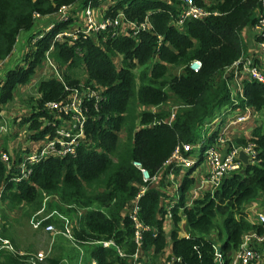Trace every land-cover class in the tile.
Instances as JSON below:
<instances>
[{
	"label": "trees",
	"instance_id": "1",
	"mask_svg": "<svg viewBox=\"0 0 264 264\" xmlns=\"http://www.w3.org/2000/svg\"><path fill=\"white\" fill-rule=\"evenodd\" d=\"M192 2L208 15L176 25L181 0H0V61L13 51L21 31L34 28L37 16L50 18L49 29L47 25L28 36L21 64L4 72L0 106L12 99L15 87L29 82L42 67L45 52L63 79L49 77L47 71V77L38 79L35 103L18 118L27 137L39 140L52 132L55 120L45 107L47 102H62L73 88L96 94L81 101L83 140L74 153L33 162L27 177L20 180L13 178L17 151L8 156V170L0 158V201L10 205L23 202L35 209L47 194L48 209L66 214L72 237L85 246L96 264H130L128 257L136 247L128 212L133 203L137 218L146 226L141 230L139 259L151 257L149 262L141 259V264H154L162 253L166 244L162 222L167 213L173 264H214L216 240L219 264H229L242 234L262 229L261 224L249 220L246 206L264 194V120L250 129L246 140L239 137L235 141L253 145L254 161L224 175L214 188L200 190L191 199V167L181 173L179 166H166L160 179L159 185H165V174H182L178 182L174 180L175 195L169 201L166 191L151 185V177L161 172L174 146L195 143L204 122L222 109L246 107L264 112V87L246 80L240 94L232 97L231 75L225 73L241 58L240 35L257 21L260 0ZM101 5L100 19L121 14L122 21L133 25L144 21L149 28L125 25L121 34L111 35L109 28L87 33L83 27H72L75 11ZM60 6L68 8L65 13L59 11ZM62 30L72 35L55 40L54 35ZM259 39L256 34V41ZM192 61L199 62L197 71L189 68ZM168 99L177 106L165 107ZM120 131L123 139L118 136ZM5 151L0 143V153ZM141 168L147 179H143ZM141 186L144 190L139 193ZM79 209L82 211L77 213ZM181 218L187 230L183 235L177 233ZM6 227L2 224L0 237H8L15 245ZM102 239H111L123 255L114 245L97 242ZM0 264L30 263L16 249L0 248ZM37 264L64 263L60 254L54 253Z\"/></svg>",
	"mask_w": 264,
	"mask_h": 264
},
{
	"label": "built area",
	"instance_id": "2",
	"mask_svg": "<svg viewBox=\"0 0 264 264\" xmlns=\"http://www.w3.org/2000/svg\"><path fill=\"white\" fill-rule=\"evenodd\" d=\"M181 2L182 5L181 9H179V14L175 23L176 25H180L184 19H200L208 15L207 10L195 5L192 0H181ZM260 3L261 9L259 17L254 24V29L260 36V39L257 41V46L260 52L264 55V0H260ZM65 8L66 7L61 6L59 10H64ZM92 13L93 11H91V8H84V32H102L105 31L107 28L113 30L111 32V35H118L123 32V30H119V26L123 19L121 14H118L113 19L101 18V20L95 21L92 17ZM122 22H124V25H129L131 28L135 27V29H137L138 27L140 29L149 28V26L144 21L138 25H133L131 23L129 24L126 21ZM49 28L50 26L47 27V29ZM71 35L72 32H69L68 30H62L54 35V39L60 40L62 37ZM44 55L45 58L43 60V67L48 72V76L62 82L63 79L61 76L60 69H58L56 65L52 62V60H50V58L47 56V52H45ZM237 63L238 61L234 63L233 66H236ZM189 68L192 71H197L199 69V62L192 61L189 64ZM242 68H244L249 81H255L256 83L264 87V72H261L253 65L247 64L245 62L242 65ZM239 94L240 93L238 92V95ZM85 96L96 97V94L92 91H87L86 89L73 88L70 90L69 96L62 102H47L45 104V107L51 112L53 119L55 120V124H52V132L47 134L45 138H42L41 141L36 144L35 147L28 149L27 151L20 152V154L13 163L14 180L26 178L30 171V165L33 162H36L48 156H63L64 154H72L75 152L76 146L80 141L83 140L82 127L84 114L81 109V101ZM244 108L246 109V107ZM248 116L249 111L246 110L243 114L237 115L235 118L225 119L222 128H218L216 131H214V135L211 136V139H213L215 144L222 143L224 141L225 130L236 123L244 122ZM171 118L172 113L169 119ZM214 121L215 120H212L209 125L214 126ZM3 130V127L0 126V132H2ZM204 138L205 137L201 135V137L198 138L195 143H183L174 146L169 156L164 161L163 167L179 166L185 168L189 166L192 163V160L190 159L189 155L191 149H193L198 140L202 141ZM239 150L243 151L246 154L247 161H254L255 149L253 148V145L248 141H246L243 145L241 144L239 146L231 145L229 146V149H227L224 153H220L217 149L214 148V146H206L203 149V158L205 159L208 165L207 174L205 175L204 179L197 183L195 188L190 192V198L192 199L196 195L195 191L202 187L203 183L205 186H207V189H212L219 183V181L224 175L239 170L241 168V165L243 164L242 161L238 158ZM0 158L2 161H4L5 169L8 170L11 165L9 164V158L6 153L1 152ZM133 164L140 167L139 162L137 161H133ZM140 170L143 179H147V172L142 168ZM167 176L170 180L173 181L174 187L175 181L172 177V174L169 172ZM154 177L155 176L151 177L150 181ZM143 190L144 186H141L139 189V193ZM44 196L48 197L47 194H44ZM136 196H138V194ZM55 209H52L51 213H47L43 219L48 218L53 213H56L61 219L60 221L62 225H56L52 221H47L42 227L43 230L45 232L50 233L52 236H65L71 242L76 243V241L72 237L71 223L68 220L66 214L61 213L60 211ZM136 210L137 206L134 203L128 209L129 217L132 221L133 227L132 239L136 245L134 251L128 257L130 264H141V259H139V255L141 253V248L139 247L141 244V230L146 229V226L143 225L137 218ZM80 211L81 209H79L77 213H80ZM253 215L254 222L261 224L262 229L260 231H257L256 229H251L242 234L241 241L230 256L229 264H264V255L262 254V250L264 247V209H258L257 211H254ZM33 226H35V221L33 222ZM0 241V248L8 249L11 251L15 250L9 241L7 242V240L3 239L2 237H0ZM97 242L100 243L102 246L114 245L111 239H102ZM114 249L118 254L123 255L120 248L115 246ZM16 251L18 254L24 256V260L27 263L37 264L38 262H41L44 257L48 254L49 247L46 250H39L35 252L18 250ZM214 253L215 256L213 260L216 264H219L220 254L218 249L215 248ZM81 254L82 252L79 251V257L81 256ZM86 264H96L95 258L90 257L87 260ZM163 264H173V256L168 253L164 257Z\"/></svg>",
	"mask_w": 264,
	"mask_h": 264
},
{
	"label": "crops",
	"instance_id": "3",
	"mask_svg": "<svg viewBox=\"0 0 264 264\" xmlns=\"http://www.w3.org/2000/svg\"><path fill=\"white\" fill-rule=\"evenodd\" d=\"M77 7H80V4H78L77 6H75L73 8L77 9ZM80 10H81V8H80ZM99 18H100V15H99ZM34 20H35V25H34L35 31L43 30L46 28L47 25L49 26V24L47 22L50 20V18H48V17H38L37 16L36 19H34ZM256 34H257V32L254 29V26L246 27L242 30L241 35H240L242 45H243V52H242L241 58L239 59L236 66L229 68V70H227V72L225 71V73L231 75V79L229 80L228 84H229V88H230L232 97L237 95L238 92L240 93V86L244 81H246V80L249 81L244 68H242V65L244 64V62L247 64L253 65L254 67H256L261 72H264V55L260 52V50L257 46ZM29 35H27L24 39H19V36L17 37L16 41L20 40V46H18L16 49L14 48L13 53H11L6 59L0 61V71H1V67L3 66V64L6 63L7 61L17 60V63H18L17 65L21 64L22 56L27 52V48H28L27 38ZM15 52H16V54H15ZM39 70H40V76L38 75ZM45 71L46 70L42 65V67H40L36 71V73L34 74V78L32 80H29V82H27L26 84L31 83V84H29V86L35 85V88H36V84H37L38 79L47 77V74L45 73ZM3 74H2V72H0V80L3 76ZM26 84L18 85V89L23 90L22 87H24ZM24 93L28 94V92L26 90L24 91ZM36 96L38 97L37 91H36ZM29 109H30V107H29ZM29 109H27V111H29ZM246 110L249 111V116L246 118V120L244 122H239V123L234 124L231 127H228L224 132V141L222 143L215 144L213 139H211V136L214 133V131H216L218 128H222V126L225 122V119L235 118L237 115L243 114L244 111H246ZM257 114L258 113L251 111V109H249V108L243 109V108L226 107V108L222 109L219 112V114H216L215 117L204 122V124L202 125V131H201L200 136L198 138H200L201 135H203L205 138L202 141L198 140L196 145L193 147V149H191L189 155H190V159L192 160V163L186 167V168L191 167V170L189 171V173L194 178L193 184L191 185V187L188 190L189 196H190V192L195 188L197 183H199L201 180H203L205 175L207 174L208 165H207V162L205 161V159L203 158V149L206 146H214V148L217 149L220 153H224L227 149H229V146H231V145L239 146L240 143L239 144L235 143L236 139L239 137H242L243 139L246 140L249 137L250 129L254 125H256V121H254L252 119H258ZM216 117H218V118H216ZM214 118H216V119H214ZM212 120H215L214 126L209 125V123ZM207 127H210V129L206 130ZM30 133H31V131H30ZM24 135H25V142H23L22 145L28 144L27 146H25L27 149H20V148L14 149L13 148L14 152L18 151V154H16L14 156L15 157L14 161L16 160V158L19 155V150H22L21 152H23L24 150L27 151L28 149L35 147L36 144H38L42 139L41 138L39 140L38 139L35 140L32 138H29V137H27L25 132H24ZM6 144H8V143H6ZM5 148H6L5 152H7V151L9 152L7 145H5ZM13 149H12V151H13ZM186 168L181 167V173L183 172L182 170H184ZM162 169H161V172L159 171V173L156 174L155 177L151 180V185H154L155 187H158V188L166 191L167 194L169 195L168 196V201H169L170 198L175 195V190H174V187L172 186L173 183L171 181H170L171 183H169L170 179L168 178V176L166 174L164 175L165 177L162 180V183L165 185H159L160 179L163 175V171H164L165 167H162ZM181 173H179V175L177 177H175L172 173V176L176 182H178L179 176L182 175ZM170 184L172 187L170 186ZM206 189H207V186H205L203 183L202 187H200L197 191H195V194H197L200 190H206ZM41 204H42V201H41ZM248 205L251 208V211H250L251 213H249L248 218L251 222H254L253 212L258 210V209L257 210L254 209V208H256V202L254 200H251L248 203ZM246 209H247V206H246ZM162 229H163L164 233H166L165 234L166 244H165V247H164L162 253L158 256L161 259V264H163L164 257L169 253V232L171 229V220L169 218L168 213L165 214L163 217ZM186 232H187V230H186V226L184 224L183 219H182V221L179 220V223H177V233L180 235H183ZM46 233H48V232H46ZM48 234H49V236L51 235L50 233H48ZM59 236H62V235H57V236L51 235V237L54 238L55 240H57V237H59ZM67 239L68 238L66 237V240ZM69 242H70L69 252H68V248L66 246L65 247L61 246L60 243L55 244L58 247V249L54 248V250L52 249V252L53 253H61L60 256L62 257V261L64 260L65 254L67 257L69 255H71L73 257V259L70 261V264H86L87 260L91 256H89L87 254L86 250H83L85 255L87 256V258L85 259L83 257V252L81 249H78V253L76 252L75 247L79 248V244L77 242L73 243L70 240H69ZM215 245H217V240H216ZM215 248L218 249L217 246ZM79 251L82 252L80 257H79ZM262 254L264 255V247L262 250ZM141 259L144 262H149L151 260V257H150V255H143ZM63 263H64V261H63ZM154 264H156V261ZM214 264H216V263L214 262Z\"/></svg>",
	"mask_w": 264,
	"mask_h": 264
},
{
	"label": "rangeland",
	"instance_id": "4",
	"mask_svg": "<svg viewBox=\"0 0 264 264\" xmlns=\"http://www.w3.org/2000/svg\"><path fill=\"white\" fill-rule=\"evenodd\" d=\"M103 6L104 5H101L98 8L95 7L91 9V11H93L92 17L95 21L101 20L99 18V15H100V10L102 9ZM62 7H65V6H62ZM66 9L68 8H65L64 10H59V11L61 13H65ZM71 9H73V11L77 10L73 7ZM178 9H181V4L179 5ZM72 16H74L72 27H77V28L83 27L84 8H81V10L75 11L72 14ZM124 29H126V26L124 25V22H122L119 26V30H124ZM33 31H34V28H32L31 30L21 31L18 35L19 39H24L27 35L31 34ZM18 46H20V40L15 41L14 48L16 49ZM13 51H11V53H13ZM17 64H18L17 60L7 61L1 67L0 72H2L3 74L5 71L12 69ZM37 70L38 69L35 70L30 80L34 78V74L36 73ZM38 75L40 76V70H39ZM79 77L82 78V75L80 74ZM29 84L31 83H28L24 87H22L23 90L18 89V86L15 87L13 91L12 99L7 101L4 105L0 106V110H1L0 111V125L4 129L2 132H0V143L7 145L8 150H9V152L8 151L5 152L7 156H10L14 153V151H12L13 148L14 149L15 148L16 149H19V148L27 149L25 146H27L28 144L22 145L23 142H25V135H24L25 126L24 124L18 125V121H19L18 118L21 116V114L24 113V111H27V109H29L31 104L35 103V99L37 97L35 85L29 86ZM25 90L28 92V94L24 93ZM164 106L169 107V108H174L177 106V104L173 102L171 99H168V101L164 103ZM257 115H258V119H252V120L260 124L264 120V112L262 113L260 112ZM207 129H210V127H207L206 130ZM118 136H120L121 139H123L124 137L123 132L120 131ZM21 151L22 150H19V154ZM16 154H18V151L16 152ZM170 181L173 183L172 180H169V183H171ZM53 197L54 196L51 195V198ZM41 199H42L41 206H38L35 209H31L30 204H26L23 202L10 205L7 202L1 203L0 201V228L2 224H5L6 226H8L6 227L7 228L6 233H8V235L13 234L15 245L12 244V246L14 249L18 251L35 252L41 249L46 250L49 247L50 251L48 252V254H54L52 252V249L53 250L54 248L58 249V247L55 244L60 243L61 246L63 247L66 246L69 252L70 242L68 239L66 240L65 236H59L57 237V240H55L54 238L51 237V235L49 236V234L43 230L42 227L44 226L45 222L52 221L56 225H59L61 219L58 217L56 213H53L48 218L43 219L47 213L49 212L51 213L52 212L51 210L55 208L48 209L46 205L47 196L43 195ZM252 200L256 202V208H254L255 210L264 209V194L258 195L255 198H252ZM247 210L249 213H251L250 212L251 208L249 207V205H247ZM34 221H35V226H33ZM180 221H182V219ZM60 225H62V223H60ZM2 238L7 240V242L9 241L8 237L6 236ZM75 249L77 253H78V249H81L83 252V257L85 259L87 258V256L85 255L83 251L85 250V246L79 244V248L75 247ZM64 256H65L63 260L64 263L70 264V261L73 259V257L71 255L67 257L66 254ZM156 264H161L160 257L157 258Z\"/></svg>",
	"mask_w": 264,
	"mask_h": 264
},
{
	"label": "water",
	"instance_id": "5",
	"mask_svg": "<svg viewBox=\"0 0 264 264\" xmlns=\"http://www.w3.org/2000/svg\"><path fill=\"white\" fill-rule=\"evenodd\" d=\"M238 158L242 161L243 164H245L247 162V156L241 150H239V152H238Z\"/></svg>",
	"mask_w": 264,
	"mask_h": 264
}]
</instances>
